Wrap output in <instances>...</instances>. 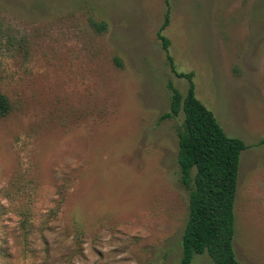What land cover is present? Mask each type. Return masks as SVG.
I'll return each mask as SVG.
<instances>
[{"label": "rangeland", "instance_id": "obj_1", "mask_svg": "<svg viewBox=\"0 0 264 264\" xmlns=\"http://www.w3.org/2000/svg\"><path fill=\"white\" fill-rule=\"evenodd\" d=\"M159 32L248 146L233 248L264 264V0H0V264H180L184 116L159 117L188 83Z\"/></svg>", "mask_w": 264, "mask_h": 264}, {"label": "trees", "instance_id": "obj_2", "mask_svg": "<svg viewBox=\"0 0 264 264\" xmlns=\"http://www.w3.org/2000/svg\"><path fill=\"white\" fill-rule=\"evenodd\" d=\"M168 3V2H167ZM167 9L160 32L168 26ZM97 29L104 26L93 25ZM158 33L171 71L188 83L183 95L172 84L169 110L159 121L172 120L183 113L178 132L177 166L180 183L188 190V218L181 238L180 264H191L195 255L207 254L213 264H243L233 248L234 201L240 154L248 146L228 137L214 114L196 97L193 73L176 72L169 54V40ZM11 111L8 98L0 92V119ZM264 144V139L259 141Z\"/></svg>", "mask_w": 264, "mask_h": 264}]
</instances>
